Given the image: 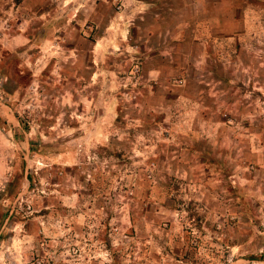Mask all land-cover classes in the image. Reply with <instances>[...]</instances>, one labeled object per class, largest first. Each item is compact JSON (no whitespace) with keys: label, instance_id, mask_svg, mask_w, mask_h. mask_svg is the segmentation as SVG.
<instances>
[{"label":"rangeland","instance_id":"1","mask_svg":"<svg viewBox=\"0 0 264 264\" xmlns=\"http://www.w3.org/2000/svg\"><path fill=\"white\" fill-rule=\"evenodd\" d=\"M140 1L0 0V264H264V0Z\"/></svg>","mask_w":264,"mask_h":264},{"label":"crops","instance_id":"2","mask_svg":"<svg viewBox=\"0 0 264 264\" xmlns=\"http://www.w3.org/2000/svg\"><path fill=\"white\" fill-rule=\"evenodd\" d=\"M140 3L145 6L149 4L146 0ZM186 3L194 5V12L190 13L186 20L175 22L171 36L175 44L180 40H185L200 46L207 43V40L209 41L210 30H216L219 33L233 32L231 27L241 23L242 18H235V11L241 10L242 6L235 4L234 0H189ZM189 24L192 28L187 29Z\"/></svg>","mask_w":264,"mask_h":264}]
</instances>
